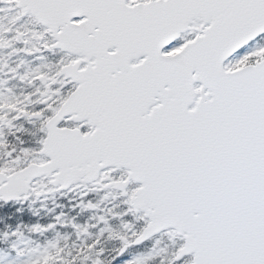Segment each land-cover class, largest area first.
I'll use <instances>...</instances> for the list:
<instances>
[{
    "label": "snow or ice",
    "instance_id": "snow-or-ice-1",
    "mask_svg": "<svg viewBox=\"0 0 264 264\" xmlns=\"http://www.w3.org/2000/svg\"><path fill=\"white\" fill-rule=\"evenodd\" d=\"M0 221V264H264V0H0Z\"/></svg>",
    "mask_w": 264,
    "mask_h": 264
},
{
    "label": "rangeland",
    "instance_id": "rangeland-1",
    "mask_svg": "<svg viewBox=\"0 0 264 264\" xmlns=\"http://www.w3.org/2000/svg\"><path fill=\"white\" fill-rule=\"evenodd\" d=\"M7 53H5V56ZM38 209H40V205H25L24 209L22 210L23 212L18 214L19 220H17V223H23V227H21V231L24 233L25 237H29L31 233L29 232L28 229V218L30 217L33 222H36L39 220L41 223H46L49 219L50 216H54L58 214L59 212H52L50 208L47 205V211H39L36 215H33L34 212H36ZM70 216L72 215L71 213L69 214ZM77 215V213L75 214ZM86 212L81 211L80 215H77L79 217H86ZM73 233L71 230H59V232H49L46 235L43 236H38V237H33V239L39 241L40 243H44L46 240H60L61 243H70L72 238H73ZM65 237L68 238V240H65ZM109 246L114 247L115 245L109 242ZM2 251V250H0Z\"/></svg>",
    "mask_w": 264,
    "mask_h": 264
},
{
    "label": "flooded vegetation",
    "instance_id": "flooded-vegetation-1",
    "mask_svg": "<svg viewBox=\"0 0 264 264\" xmlns=\"http://www.w3.org/2000/svg\"><path fill=\"white\" fill-rule=\"evenodd\" d=\"M10 59L13 63H15L17 60L20 59V56H12V57H10ZM25 59H29V58H25ZM66 204H67V200H65L63 197H59V196H57L54 201L50 199L47 203L48 207L50 208V210L52 212H60L62 209L60 207H57V205L63 206ZM63 210L67 211V208H64ZM80 212H78L77 215H80Z\"/></svg>",
    "mask_w": 264,
    "mask_h": 264
},
{
    "label": "trees",
    "instance_id": "trees-1",
    "mask_svg": "<svg viewBox=\"0 0 264 264\" xmlns=\"http://www.w3.org/2000/svg\"><path fill=\"white\" fill-rule=\"evenodd\" d=\"M0 222H2V221H0Z\"/></svg>",
    "mask_w": 264,
    "mask_h": 264
}]
</instances>
